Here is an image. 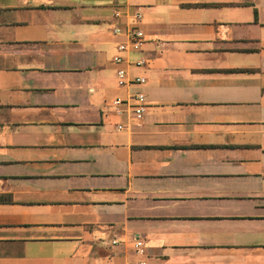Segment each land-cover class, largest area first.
<instances>
[{"label": "crops", "instance_id": "0c3cea01", "mask_svg": "<svg viewBox=\"0 0 264 264\" xmlns=\"http://www.w3.org/2000/svg\"><path fill=\"white\" fill-rule=\"evenodd\" d=\"M135 260L264 264V0H0V264Z\"/></svg>", "mask_w": 264, "mask_h": 264}, {"label": "built area", "instance_id": "2783aa9c", "mask_svg": "<svg viewBox=\"0 0 264 264\" xmlns=\"http://www.w3.org/2000/svg\"><path fill=\"white\" fill-rule=\"evenodd\" d=\"M133 8V6H124L123 10L121 9H116V12L114 13L115 18H120L123 14V11L125 12L124 15L127 19V23L125 24V27L123 30L124 36L127 38V44L126 45H121L119 46V51H125L127 49H138L142 43L143 40V33L141 30L138 28V23L140 21V13L139 11H133L132 13L129 12V9ZM127 12V13H126ZM122 32V31H121ZM115 63H121L122 58L121 57H115L113 59ZM144 64V61H139L136 63V65H142ZM125 72L123 70H118L117 71V79L119 81V84H143L144 80L142 78H134L132 80H127L125 81ZM132 99L135 101L136 105L132 107L133 109V114L135 118L140 119L144 112V101L145 98L142 94H137L136 96L132 97ZM115 104H121V102L115 101ZM116 241H112V244H116ZM132 246V251L134 252L135 255H142L144 253V248L142 241L139 240L138 238H135L133 240V243L131 244ZM130 264H145L142 261H132Z\"/></svg>", "mask_w": 264, "mask_h": 264}]
</instances>
